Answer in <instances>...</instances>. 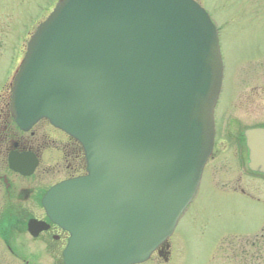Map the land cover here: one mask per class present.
Returning <instances> with one entry per match:
<instances>
[{
    "label": "water",
    "instance_id": "1",
    "mask_svg": "<svg viewBox=\"0 0 264 264\" xmlns=\"http://www.w3.org/2000/svg\"><path fill=\"white\" fill-rule=\"evenodd\" d=\"M221 77L217 30L194 0H58L27 43L11 112L84 149L87 173L42 199L70 234L64 264L139 263L167 239L211 153Z\"/></svg>",
    "mask_w": 264,
    "mask_h": 264
},
{
    "label": "rangeland",
    "instance_id": "2",
    "mask_svg": "<svg viewBox=\"0 0 264 264\" xmlns=\"http://www.w3.org/2000/svg\"><path fill=\"white\" fill-rule=\"evenodd\" d=\"M56 1L0 0V86L18 64L36 25ZM196 1L218 31L223 79L216 118L227 111L241 118V97L260 81L264 67V0ZM226 150L227 147L222 149V165L215 172L211 163L203 169L197 192L163 247L164 256L156 251L142 264H250L252 259L264 264V257L258 260L264 256V201L256 199L264 191V182L246 177L236 182L235 185L249 189L253 198L238 189L232 190L231 183L224 186L222 179L232 178L238 172L224 164ZM230 158L231 155L227 156ZM257 239L262 250L250 252L249 243ZM41 245L38 264H63L60 247L56 245L58 251L51 261ZM250 254H254L251 259Z\"/></svg>",
    "mask_w": 264,
    "mask_h": 264
},
{
    "label": "flooded vegetation",
    "instance_id": "3",
    "mask_svg": "<svg viewBox=\"0 0 264 264\" xmlns=\"http://www.w3.org/2000/svg\"><path fill=\"white\" fill-rule=\"evenodd\" d=\"M263 79L264 67L260 71V81L241 97V118L227 111L217 119L216 106L214 144L207 160L215 172L222 165V149L227 147L224 164L228 163L238 172L232 178H221L224 186L231 183L232 190L238 189L251 198L254 196L248 188L235 184L241 177L264 182L263 173L249 169V164L264 163L260 156H251L250 152L264 148V133L247 132L251 128L264 129ZM10 84L0 90V264H38L41 244L42 251H47L51 261L58 251L56 245L60 247L62 260L69 234L49 219L41 199L57 182L83 174V150L75 139L46 119L38 120L28 129L20 128L10 112ZM260 195L256 199L264 201V191ZM30 220L36 221L31 229L28 228ZM163 247L165 245L158 248L157 253L164 256ZM248 247L250 252L262 250L258 239ZM253 256L250 254L249 259ZM263 257L261 255L258 260L262 261ZM256 263L252 259L250 264Z\"/></svg>",
    "mask_w": 264,
    "mask_h": 264
}]
</instances>
